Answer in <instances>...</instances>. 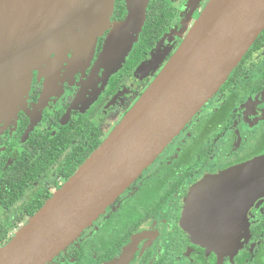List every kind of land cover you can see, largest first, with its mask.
I'll return each instance as SVG.
<instances>
[{
  "label": "flooded vegetation",
  "instance_id": "1",
  "mask_svg": "<svg viewBox=\"0 0 264 264\" xmlns=\"http://www.w3.org/2000/svg\"><path fill=\"white\" fill-rule=\"evenodd\" d=\"M208 1L150 0L141 32L116 68L114 61L103 59L113 23L127 14L125 0H115L110 24L93 51L71 50L61 61L34 69L16 115L0 123V247L108 136ZM262 155L264 29L159 156L46 264H264V187L248 207L236 252L235 233L224 238L231 244L227 252L215 255L200 247L199 241L210 242L213 236L204 227L213 214L204 217L190 207L202 180ZM226 186L232 189L226 195L233 197L235 175ZM205 202V209L216 203L213 197Z\"/></svg>",
  "mask_w": 264,
  "mask_h": 264
},
{
  "label": "water",
  "instance_id": "2",
  "mask_svg": "<svg viewBox=\"0 0 264 264\" xmlns=\"http://www.w3.org/2000/svg\"><path fill=\"white\" fill-rule=\"evenodd\" d=\"M149 1L125 0V19L113 23L103 59L114 61L116 68L141 32ZM114 2L0 0V123L16 115L35 68L61 61L71 50H94L110 24ZM263 29L264 0H209L178 49L108 136L0 247V264L49 263L159 156ZM263 170L264 155L199 183L190 207L204 217L213 214L212 223L204 227L217 239L201 240L200 247L215 255L227 252L231 244L224 238L235 233L237 251L248 207L263 195ZM234 175L235 194L228 192L229 197L226 189H232L226 185ZM212 197L214 207L205 209V200Z\"/></svg>",
  "mask_w": 264,
  "mask_h": 264
},
{
  "label": "trees",
  "instance_id": "3",
  "mask_svg": "<svg viewBox=\"0 0 264 264\" xmlns=\"http://www.w3.org/2000/svg\"><path fill=\"white\" fill-rule=\"evenodd\" d=\"M82 159L79 161V163H78V165H77V167L75 168V170L82 164ZM72 172H74V171H72ZM72 172H70V174L72 173Z\"/></svg>",
  "mask_w": 264,
  "mask_h": 264
}]
</instances>
